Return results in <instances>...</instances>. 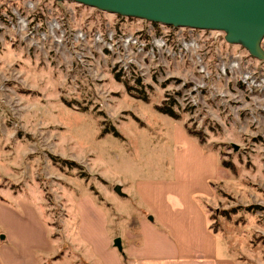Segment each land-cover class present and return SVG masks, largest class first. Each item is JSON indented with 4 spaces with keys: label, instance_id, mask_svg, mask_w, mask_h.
<instances>
[{
    "label": "rangeland",
    "instance_id": "374dc122",
    "mask_svg": "<svg viewBox=\"0 0 264 264\" xmlns=\"http://www.w3.org/2000/svg\"><path fill=\"white\" fill-rule=\"evenodd\" d=\"M19 16L31 26L58 18L83 31L89 66L50 43L44 51L29 48L18 37L24 34L15 24ZM149 27L164 35L168 53L144 60V79L133 72V82L123 79L111 58L94 51L97 33L114 29L143 38ZM182 39H195L197 47L185 53ZM245 71L264 74V62L227 44L222 32L155 26L72 2L0 0V246L14 240L25 254L53 245L54 253L67 250L74 264H82L67 240L78 233L77 202L83 199L108 212L112 236L136 237L146 210L136 182L170 180L177 156L192 157V141L176 131L180 125L202 141L203 152L216 156L209 194L196 202L225 257L234 264H264V92L239 85ZM195 83L204 89L191 92ZM138 91L148 102L136 98ZM170 99L179 120L155 110ZM108 126L120 137L102 136ZM52 157L74 161L81 170L54 164ZM200 177H194L197 183ZM97 227L94 222V233Z\"/></svg>",
    "mask_w": 264,
    "mask_h": 264
},
{
    "label": "crops",
    "instance_id": "0c3cea01",
    "mask_svg": "<svg viewBox=\"0 0 264 264\" xmlns=\"http://www.w3.org/2000/svg\"><path fill=\"white\" fill-rule=\"evenodd\" d=\"M175 128L193 142L188 143L192 157L177 156L170 180L136 182L134 192L146 208L136 223V237L112 236L105 209L94 200L77 202L79 234L76 229L75 239H68L67 246L78 252L82 264H234L225 257L217 235L210 231L206 213L196 202V196L209 194V183L218 171L216 156L203 152L200 142L182 126ZM198 174L201 184L194 178ZM94 222L98 223L96 233ZM114 237L120 239L121 251L114 247ZM51 248L35 251L31 247L22 254L18 244L9 240L0 246V264H69L65 260L50 262L58 254Z\"/></svg>",
    "mask_w": 264,
    "mask_h": 264
},
{
    "label": "water",
    "instance_id": "95a60500",
    "mask_svg": "<svg viewBox=\"0 0 264 264\" xmlns=\"http://www.w3.org/2000/svg\"><path fill=\"white\" fill-rule=\"evenodd\" d=\"M172 28L224 33L229 45L264 62V0H54ZM236 150V147L234 148ZM114 191L124 196L120 187ZM4 237L1 236L0 239ZM113 245L122 250L120 239Z\"/></svg>",
    "mask_w": 264,
    "mask_h": 264
},
{
    "label": "built area",
    "instance_id": "2783aa9c",
    "mask_svg": "<svg viewBox=\"0 0 264 264\" xmlns=\"http://www.w3.org/2000/svg\"><path fill=\"white\" fill-rule=\"evenodd\" d=\"M33 6L29 5L30 8H33ZM15 24L18 31L24 32L18 37L25 40L29 48L44 51L45 45L50 43L57 53L62 56L74 55L81 65L89 66L87 64V53H90V51L87 48V37L83 31L71 30L58 18L50 19L43 26L37 23L31 26V23L19 16ZM146 32L148 36L145 35L143 38L130 33L117 32L114 29H108L103 34L97 33L93 37L94 51L103 57L111 58L113 68L122 75L123 79L129 80L132 77V72L137 75V79H144L149 74V69L144 66V60L151 59L154 61L156 54H161L162 51L168 53L164 35L157 37L151 34L153 32L151 27ZM196 43L195 39H182L180 41L181 50L186 53L196 48ZM234 63H237V61L234 60ZM200 74L205 76L204 68L200 70ZM205 78L207 77H204L203 81ZM132 79L130 81L133 82L135 78L132 77ZM238 83L244 85L250 93L264 92V74L256 75L250 71L242 72L239 75ZM204 86L195 83L191 88V92L197 93V90L204 89Z\"/></svg>",
    "mask_w": 264,
    "mask_h": 264
},
{
    "label": "trees",
    "instance_id": "16d2710c",
    "mask_svg": "<svg viewBox=\"0 0 264 264\" xmlns=\"http://www.w3.org/2000/svg\"><path fill=\"white\" fill-rule=\"evenodd\" d=\"M154 25L157 26V24H154ZM116 78L118 80H120L118 76ZM128 90L129 91L134 90V87L133 86L128 87ZM135 96L139 100H142L144 102H148V97L143 93V91H138V93ZM170 100L171 101L169 103H166L167 101H165L163 104L155 106V110L157 112L163 114V115L170 117L173 120H179V118H180L179 114H177L172 107L175 104V102L173 101V99H170ZM105 134H113V136H115V137H120V135L116 131V129L113 127H110V126L104 128V130L102 131L101 135L103 136ZM52 161L54 162V164H57V165L60 164L62 166L67 167L68 169L81 170L80 166L77 163H75L74 161L63 160V159H59L56 157H52ZM224 214H228V213H224ZM147 217L151 220V217L149 215H147ZM49 239H50V237H49ZM72 254L73 253H68L67 250H61L57 255H55L53 258L50 259V262L65 260V261H68L69 264H74L71 260Z\"/></svg>",
    "mask_w": 264,
    "mask_h": 264
}]
</instances>
